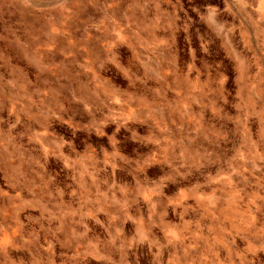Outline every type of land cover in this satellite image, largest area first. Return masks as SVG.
<instances>
[{"label": "rangeland", "instance_id": "1", "mask_svg": "<svg viewBox=\"0 0 264 264\" xmlns=\"http://www.w3.org/2000/svg\"><path fill=\"white\" fill-rule=\"evenodd\" d=\"M0 264H264V0H0Z\"/></svg>", "mask_w": 264, "mask_h": 264}]
</instances>
